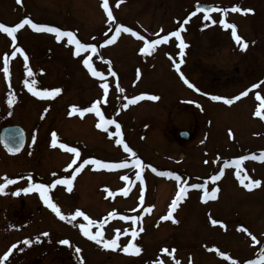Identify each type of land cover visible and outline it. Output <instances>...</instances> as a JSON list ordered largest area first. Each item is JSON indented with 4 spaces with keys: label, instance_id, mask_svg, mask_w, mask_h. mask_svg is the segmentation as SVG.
I'll use <instances>...</instances> for the list:
<instances>
[{
    "label": "rangeland",
    "instance_id": "1",
    "mask_svg": "<svg viewBox=\"0 0 264 264\" xmlns=\"http://www.w3.org/2000/svg\"><path fill=\"white\" fill-rule=\"evenodd\" d=\"M102 2L0 0V22L13 26L27 16L37 23L73 31L82 43L97 46L96 53L88 50L77 56L75 45L69 44L67 37L58 41L54 33L37 32L28 25L17 31L15 43L0 33V128L19 124L27 134L26 149L20 155L7 154L0 144V183L5 175L16 181L0 193V258L15 244L4 264H175L177 260L180 264H248L249 260L259 259L264 249V161L251 157L264 154V108L260 107L264 100L256 96L264 95V0H122L119 6L118 0H109L113 20L108 19ZM196 2L229 9L239 4L254 11H229L226 17L215 12L210 15L215 24L196 13L184 23L195 12ZM221 18L237 25L238 34L248 41L246 50L233 44L229 29L219 23ZM116 20L119 26L132 28L145 39L127 32L117 35ZM181 24L186 29L181 36L188 47L179 71L175 64L181 57L175 37L147 54L140 52L146 41L176 31ZM114 36L113 43H104ZM17 47L24 49L27 62L20 53L11 55ZM5 55L9 59L8 74L3 71ZM89 57L94 68L104 73L103 78L92 76L83 64ZM29 67L32 77L28 76ZM109 68L117 73L116 77L111 76ZM181 72L195 88L184 82ZM261 76L263 79H258ZM25 80H35L40 91H62L41 98L28 90ZM105 82L109 85L106 103L102 88ZM253 84L259 87L231 104L211 98L218 95L232 99ZM13 93L15 102L10 105L8 98ZM141 94L159 99L151 100L146 95L130 103L131 98ZM97 100L101 101L98 106L105 118L121 124L123 139L142 160V169L133 167L131 155L116 144L120 137L111 135L115 125H108V134L102 135L93 128L100 122L94 112L69 114L72 106L87 108ZM255 109L263 115L258 120ZM183 129L191 132L189 139L179 135ZM53 131L58 137L56 146H52ZM61 143L78 148L79 158L61 148ZM241 156L248 158L238 169L232 162ZM74 159L76 168L91 159L105 163L128 161L126 168L103 171L98 165H88L76 180L73 196L64 188L52 189L60 200L55 203L66 215L80 209L91 220L105 222L102 228L89 225L93 234L103 231V239L110 240L118 230L120 247L115 250L83 234L79 225H88L83 217L61 220L36 193L13 194L28 186L29 175L32 183L43 184L52 183L58 175H69ZM149 165L179 175L181 180L157 177ZM221 168L224 175L212 181L210 177ZM137 172L142 180L136 178ZM124 176L129 177L128 181L122 179ZM245 177L262 183L249 190L240 183ZM193 183H205L209 199L202 198L203 189L189 187L172 211V219L161 220L181 185ZM214 188L219 189L215 199L211 198ZM20 196L26 200L25 207L20 204ZM149 207L151 212H146ZM20 215L25 220L13 229L8 225L9 218ZM135 215L141 220L122 219ZM213 219L222 223L213 225ZM133 230L138 233L135 238ZM45 232L49 235L44 236ZM248 232L259 243H253ZM63 239H68L70 245L60 244ZM29 240L31 243H26ZM130 241L142 249L139 254L121 250ZM76 247L80 253H76ZM164 248L167 253L162 251Z\"/></svg>",
    "mask_w": 264,
    "mask_h": 264
},
{
    "label": "snow or ice",
    "instance_id": "2",
    "mask_svg": "<svg viewBox=\"0 0 264 264\" xmlns=\"http://www.w3.org/2000/svg\"><path fill=\"white\" fill-rule=\"evenodd\" d=\"M119 2H122V0H118L117 6H119ZM17 3H22V0H17ZM102 7L104 8V10L107 13V17L109 20H113V13L111 11V9L109 8V0H103L102 2ZM204 12V20H210L213 24L217 23L216 20H213L212 17L208 14L210 12H218V13H223L224 16L226 17L228 12H235V13H241V14H248L253 12L254 10L251 8H241L239 6V4L233 5L230 9L229 8H221L219 6H216L214 8H201L199 4H197V8L195 12H192L190 14V16L185 19L184 23H187L188 20L191 18V16H195L197 12ZM219 23L221 25H223L224 28L226 29H231V35L233 37V39L235 40V42L237 43V45L241 48V50H246L248 47V41L244 40L243 37H241L238 34V29H237V25L235 23H229L226 19L221 18L219 20ZM25 25L30 26L33 30L37 31V32H48V33H54L56 36V39L59 41L64 37L68 38V43L69 44H73L75 45V52L74 54L79 56L80 53L82 51H88L91 50L93 53H96L97 51V46L95 44H89V43H82L80 39L77 38L76 34L73 31H68V30H62L59 27H54V26H50L47 24H43V23H37L34 22L31 18L29 17H24L22 20H20V22L16 23L14 26H8L4 23H0V31L6 33L8 36L11 37V40L13 43L16 42L17 40V36L16 33L19 29H22ZM207 26V25H206ZM186 29L183 28V25L181 24L180 28L176 31H172L170 33H168L167 35H164L162 37H160L159 39H154L151 41H146L144 46L140 49L141 53H149L151 50H154L155 47L159 44L162 43H166L171 37H175L179 40V56L181 57L179 63L175 64V67L177 69V71H179L180 68V64L183 63V56H184V49L188 47V45L185 43V41L183 40L182 36H181V31H184ZM162 31V30H161ZM120 32H127V33H131L133 36H137L139 39L144 40L145 38L143 36H140L139 33L133 31L132 28L129 27H125L123 24H121L119 27L116 28V33L117 35ZM116 37H112L111 39H105L104 43L105 44H111L115 41ZM17 53H20L23 55V60L25 62L28 61L29 57L28 55L24 52L23 48L17 47L12 53L11 55L13 57H15L17 55ZM83 64L88 68V70L90 71L91 75L94 77H104V73L97 71L93 64L91 63V57L86 58L83 60ZM4 73L8 74L9 73V59L8 56L5 55L4 56V68H3ZM110 74L113 77L117 76V73L113 70H111V68H109ZM182 79L184 80V82L186 84H188L190 87L195 88V85L191 84L188 79L184 76V74L181 72L180 73ZM28 76L32 77L33 76V72L32 69L29 67L28 68ZM25 85L28 87V90L30 92L33 93V95H36L38 97L44 98V97H54L56 94H59L62 89L60 88H54L51 90H43L40 91L35 87L36 81L32 80L31 83L28 80L24 81ZM264 83V82H261ZM117 87H119V85H117ZM259 87V84H253L251 86L250 89H247L244 92H241L238 96L233 97L232 99H227L225 97L222 96H218V95H213L211 98L213 100L216 101H220V100H224L226 103L231 104L233 103V100H238L243 96H246L248 94L249 91H251V89L257 88ZM102 88H103V92H104V102H107V94H108V90H109V85L108 83H103L102 84ZM121 92L124 91L123 88L119 89ZM196 91H200L199 89H196ZM147 95L148 99L151 100H158L159 97L155 96V95H148V94H141L140 96H136L131 98L130 103H136L138 100L144 99L145 96ZM257 99L260 100H264V98H262L260 96L259 93L256 94ZM15 102V95L10 94L9 98H8V103L11 105L12 103ZM101 103L100 100L95 101L90 107L87 108H82L79 109L77 108V106H72V112H70L69 114H73L75 112H79V114L81 116H83L85 113L87 112H94L99 118H100V122L96 125L97 128H101L104 130H107V126L108 125H115V132L111 133L112 136H117L120 137L119 139H116V144L117 145H122L123 149L125 152L129 153L132 157V166L138 169H142L143 168V162L142 160L137 156V153L129 146L128 143L125 142V140L123 139V134L121 132V124L116 120V119H107L105 118L104 114L102 113L100 107L98 106ZM125 108L128 107V104L124 105ZM261 108H264V103L261 104L260 106ZM256 116H261L262 113L261 111L258 109L255 112ZM52 136V146H56L58 143V137L55 131H53L51 133ZM61 148L66 149L67 151L74 153L75 156L77 158H79L80 156V151L78 148L75 147H69L67 144H63L61 143L59 145ZM11 151H18V148L12 149L10 148ZM248 157L245 156H241L239 157L237 160L233 161L232 163H234L236 165V167L239 169L241 166L242 161H244L245 159H247ZM252 159H260L262 161H264V154L259 155V157H257L255 154L252 155L251 157ZM76 161L75 159L72 161V163L74 164ZM94 164V165H98L102 168H106V169H118V168H126L128 167V161H123L120 163H105L103 161L97 160V159H91V160H84L83 164L80 165L79 168L76 169L77 172L80 171V169L83 167L84 164ZM228 166V163L225 162V167ZM69 168L72 167V164L68 165ZM148 167L152 168V171L155 172L157 171L154 167H152L151 165H149ZM161 176H167V177H172L177 181L181 180V177L179 175H176L172 172H159L158 173ZM224 175V169L221 168L219 173L217 175H213L210 177V179L212 181H217L220 180L221 177ZM237 177H240V172L237 171L236 172ZM136 178L138 180H142L143 177L141 176L140 172L136 173ZM3 183H0V193H4V190L7 188L8 185L10 184H14L16 181L14 179L8 178L7 175H5L3 178ZM73 179L69 178V177H64V178H60V179H56L54 180L52 183L50 184H43V183H32V177L31 175L28 176V180L30 181V183L28 184L27 187H24L22 189H18L15 193H13L14 195H19L20 192H24V193H28V192H38L41 199L44 201V203L56 214V216H58L61 220H75L77 217H83L85 220L88 221V225L85 224H80L79 227L82 230L83 234L88 237L89 239L96 241L99 244H102V246L106 249H112L115 250L118 247H120V245L118 244V240H119V236L120 233L117 230V235L115 238L110 239V240H105L103 239V231H97L93 234L92 231L89 230V225L91 224H98L99 227H103V223L102 222H98V221H93L91 220L87 214L80 210V209H76L74 213L71 214H65L61 211L60 206L55 203L49 192L50 189H54L56 188L57 185H67V190L71 191L72 190V184H73ZM123 180L128 181L129 177L128 176H124L122 177ZM245 179H247V183L245 182ZM240 183L247 189L251 190L254 187H258L261 185V181L260 180H256V179H252L251 177H245V178H241L240 179ZM192 188V189H203L204 190V195H203V199L206 201L207 199H209V193L207 191V186L205 183H193L190 185H181L179 192L176 195V198L172 201L171 207L169 209V212L167 215L162 216L160 219L161 220H169L172 219V211L176 208L178 202L184 197V195L186 194V192L188 191V188ZM121 191L127 195L128 192L125 189H121ZM219 189L218 188H214L212 190V196L211 198L215 199L216 198V192H218ZM109 195H112L111 192H109ZM140 201L143 202V196L140 197ZM146 212H151V207L145 209ZM109 215H112V213H109ZM122 219L125 220H132V221H137V220H141V217L139 216H124L122 217ZM175 222V221H174ZM211 223L213 225L215 224H219L222 223L221 221L215 220L213 219L211 221ZM243 231L247 232L246 228L242 229ZM140 231H143V228H140ZM137 231L133 230L131 235L133 238H135L137 236ZM44 236H48L49 234L47 232L43 233ZM248 235L251 237L253 243H259V241L257 240L256 236L252 235V233L248 232ZM26 243H31V241H26ZM60 244L62 245H70V241L68 239H63L59 241ZM16 248V245L13 244L11 246V248H9V250L7 252L4 253L3 257L0 258V264H4V262H6L9 258V255L12 252V249ZM123 252L125 253H132V254H139L142 249L140 247H137L134 243H132L131 241L124 246L121 249ZM76 253H80L81 249L79 247L75 248ZM163 252H168L167 248L162 249ZM175 250L173 249V252ZM217 251H219L217 249ZM171 254V253H170ZM221 256H225L228 259H231V257H228L226 253L224 252H220ZM82 260V258H81ZM154 264H163V261H156L154 262ZM175 264H180V261L177 260L175 262ZM233 264H239L238 261H233ZM248 264H264V249H261V255L259 257V259L256 260H249Z\"/></svg>",
    "mask_w": 264,
    "mask_h": 264
},
{
    "label": "water",
    "instance_id": "3",
    "mask_svg": "<svg viewBox=\"0 0 264 264\" xmlns=\"http://www.w3.org/2000/svg\"><path fill=\"white\" fill-rule=\"evenodd\" d=\"M197 4H199L201 8L216 7L215 5H209L204 2H198L195 4V9L197 8ZM211 13L212 12L208 14ZM118 25H119V21H116L115 27H117ZM180 136L184 139H189L190 137L189 131L187 130L180 131ZM25 139H26L25 130L19 125L14 124V125L4 126L0 131V142L2 146L6 149V151L11 154H16L23 149L25 144ZM10 148L12 149L18 148L19 150L11 151Z\"/></svg>",
    "mask_w": 264,
    "mask_h": 264
},
{
    "label": "flooded vegetation",
    "instance_id": "4",
    "mask_svg": "<svg viewBox=\"0 0 264 264\" xmlns=\"http://www.w3.org/2000/svg\"><path fill=\"white\" fill-rule=\"evenodd\" d=\"M0 23H4V24H6V25H8V26H12V24H8V22H4V21H2V20H1ZM0 33H3V32L0 31ZM228 34H229V33H228ZM5 35L8 37L7 34H5ZM229 35H230L231 38H233L232 35H231V30H230V34H229ZM9 39H11L10 36H9ZM232 41H234L233 44L237 45V43L235 42V40H232ZM250 41H253V40L250 38ZM258 79L262 80L263 78H262V76H261V77L258 78ZM246 90H247V89H246ZM249 92H250V91H249ZM256 92H258V91H256ZM256 92H253V93H256ZM262 92H263V91H261L260 93H262ZM261 97L263 98L264 95L262 94ZM257 101H258V100H257ZM262 116H263V115H261V117H262ZM258 118H259V116H257V120H258ZM262 121H263V119L261 120V123H262ZM93 128L95 129V132H96V133H98V134H102V135H103V134H106L107 131H108V129H107V130H104V129H101V128H97L96 126H94ZM96 133H95V135H97ZM107 134H108V133H107ZM26 145H27V143H26ZM26 145H25V147H24V149H23V151H22L21 153L16 154V155H14V156H17V155L22 154V153L25 151V149H26ZM79 175H80V174H78V172L76 171V164H74L73 167H72V172H70L69 175H67V174H63L62 176H59V175H58V176H56L53 180L60 179V178H62L63 176H66V177H69V178L74 177V179H73V184H72V190H71V191H68V190H67V185H57V186H56V187H58V188H64V189L66 190V192H67L68 195L73 196V193L76 191V185H75V183H76V180L78 179ZM7 176L10 177L9 175H7ZM53 191H54V190L50 189V192H49V194H50L52 200H53V198H54V200H53L54 202H59V203H60V200H59L57 194L54 193ZM33 193H36L38 196H40L38 192L33 191ZM23 194H24V192H23ZM40 198H41V197H40ZM25 203H26L25 198H24L23 196H20V204H22V206L25 207V206H26ZM24 220H25V217H24L23 215H20V216H10L8 225L11 226V227L14 229V225H18V226H19V225H20V222H23ZM103 237H104V235H103ZM55 259H57V260L59 259V254H58V253L55 255Z\"/></svg>",
    "mask_w": 264,
    "mask_h": 264
}]
</instances>
